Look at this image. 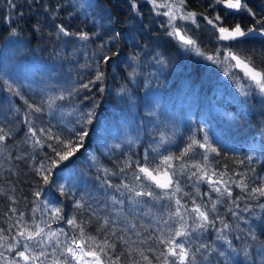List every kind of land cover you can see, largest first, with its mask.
<instances>
[{
    "label": "trees",
    "instance_id": "1",
    "mask_svg": "<svg viewBox=\"0 0 264 264\" xmlns=\"http://www.w3.org/2000/svg\"><path fill=\"white\" fill-rule=\"evenodd\" d=\"M13 2L15 7H11L8 0H0V127L11 129L10 136L0 144V228L8 230L11 224L9 236L16 233L20 212L25 214L29 228L32 227L34 217L45 228V232L64 228L69 237L78 236L65 221H53L50 211L43 212L45 201L52 206H63L66 217L76 212L78 220L91 218V212L87 210V205L90 204L100 219H94L86 226L88 233L96 235L97 226L107 217L109 230L115 227L118 234L124 235L129 242L134 241L133 248H155V240L146 244H141L140 241L149 235L159 234V229L164 227L161 221L167 215V210L161 207V203L168 202L155 203L143 197L136 198L141 203H134L128 199L126 190L121 189L124 192L121 196L115 188L109 189L103 184L105 177L101 169L107 168L117 173L107 177L112 185L122 182L131 184V172L135 165L126 174H120V168L128 157L132 161L139 160L143 163L147 153L150 160L155 157L154 163H159L162 156H177L190 143V137L203 141L205 133L199 132L200 128L205 129L209 143L218 153L210 156L208 175L213 171L224 172L225 165L228 169L224 179L228 176L239 179L233 175V170L247 172L249 168H254L256 174L264 175V143L258 149L251 148V144L256 143L261 135L260 131L264 132V104L261 106L262 102L252 93L235 101L232 97V85L220 78L221 68L204 57L182 50L156 21L150 23L147 9L142 5V17L131 19L128 0ZM247 2L255 12V17L244 13L243 19L237 17L233 21V17L229 16L224 20L226 26L239 22L246 30L253 26L255 20H264V0ZM208 5L209 0H187V9L198 14L204 13L210 17L218 13L223 15L222 5L215 10ZM198 19L201 26L199 29L191 27V34L207 55H214L218 46V33L202 17L198 16ZM57 25H63L71 32L83 30L90 34L98 33L100 38L93 37L83 42L82 47V42L75 37L58 34ZM13 29L16 30L15 35L12 34ZM116 31L123 32V37L115 47L109 45L98 52L103 41ZM233 50L239 51L243 56H251L258 65L264 66V40L259 37ZM112 51L120 52L119 63L113 58L111 63L103 64L99 57L111 55ZM94 53L97 54L96 57L93 56ZM157 54L166 61V65H154ZM133 55L139 60L130 67L129 58ZM86 64H90L91 68L83 67ZM97 64L106 72V90L100 93L99 85L92 86L90 91L81 89L80 85L87 83L95 75ZM133 67L137 72L135 82L128 77ZM5 81L8 83L5 84ZM9 84L21 95L10 92ZM122 87L126 91L121 92ZM153 94H156L154 100L158 107L154 109L150 106ZM60 95H64L65 99L56 100L49 108V99ZM26 100L42 108L40 113H32L31 116L36 129L51 126L54 132H63L66 137L69 135L67 128L79 127L77 121L81 112L86 113L93 104L96 105L93 122L87 125L91 134L85 141L86 147L59 168L53 169L54 175L49 185L43 184L35 168L44 159V153L50 150L46 147L34 148L30 143H25L28 130L25 123L28 112ZM203 103L214 105L213 112L208 116L202 113L205 108ZM165 108L167 111H164ZM120 121H123L124 130L128 131L130 143L117 148L109 144L108 150L101 151L97 137L101 134L100 129L107 136L112 131L116 133V123ZM113 122L115 126L112 131H107V125H113ZM119 130L122 131V128ZM162 137L164 142L158 144L159 141L156 140ZM202 153L203 149H194L185 158V162L189 166L193 163L203 165ZM248 156L252 157L251 164L245 160ZM240 160H245L243 167H237ZM174 163L179 164L180 161ZM192 171L195 169L189 167L188 173ZM218 178V175L214 176L213 180ZM195 181L196 178L193 177L188 182L185 175L182 180L184 191L190 193L197 203L203 202L210 208L209 198L218 199L217 193L210 192L206 182L196 185ZM60 184H64L69 190L68 195L59 194ZM197 187L201 194L209 192V196H197ZM37 191L41 193L40 199L34 195ZM232 192V199H241L235 200L233 204L229 202V198L224 197L217 204V211L211 213L213 217L222 218L229 228L223 229V223L218 219L215 228L222 229L221 232L209 228L193 234V249L200 243L209 246L208 250L196 253L195 264H264V198L244 199L245 193L234 186ZM114 197L123 203L113 204ZM184 198L182 202L188 201L187 205L191 207V199ZM76 200H81L85 209L74 210ZM36 205L40 206L41 211L32 213V208ZM13 208L17 210L16 213L11 211ZM245 208L248 210L245 211ZM233 212L236 213L235 216L232 215ZM113 221L115 225L112 224ZM121 229L124 231L121 232ZM251 233L255 234L254 240ZM218 236L226 239H218ZM99 238L102 239L103 235ZM58 239L64 241V234H59ZM54 244L55 241L44 248L48 253L47 257L41 258L44 264H52ZM120 250L123 251L124 246ZM0 251L4 249L0 248ZM59 251L57 249V255ZM220 252L224 256H220ZM145 254L153 259V264H157L151 252L145 251ZM133 256L139 259L135 253Z\"/></svg>",
    "mask_w": 264,
    "mask_h": 264
},
{
    "label": "snow or ice",
    "instance_id": "2",
    "mask_svg": "<svg viewBox=\"0 0 264 264\" xmlns=\"http://www.w3.org/2000/svg\"><path fill=\"white\" fill-rule=\"evenodd\" d=\"M8 3L11 7H15L13 0H8ZM143 3L151 5V12L158 18L157 22L161 28L165 29L167 36L175 40L185 51H193L197 56L204 57L212 64L224 67V75L232 80L237 92L247 97L255 91L264 97V66L258 65L251 56H243L239 51L233 50L255 41L257 37L264 40V20H255L253 26L247 27L246 30L245 26L239 22H234L229 26L224 23V20L229 16L233 17V21L237 17L243 19L244 13L254 18L256 14L249 7L247 0H209L208 7L213 10L217 6H223V15L218 13L214 17L204 13L198 14L193 11H187V0H143ZM128 4L130 5L129 18L142 17L140 0H128ZM162 9L163 11H161ZM198 16L202 17L203 21H206L216 33H219L216 36L218 46L214 55H207L195 36L191 34L193 29L188 26L189 24L195 26L196 29L201 26ZM160 17L164 19H159ZM108 19L111 20V17ZM56 27L58 34L64 37H75L82 42V47L84 46L83 42H87L93 37L100 38L98 33L90 34L83 30L71 32L63 25H57ZM12 34H16L15 29L12 30ZM122 37L123 32L121 31L110 34L97 51H103L109 45L115 47V44ZM96 55V53L93 54L94 57ZM119 56V51H112L111 55L105 54L100 56L99 59L103 64L107 65L111 63L113 58H116L119 63ZM138 60L139 58L133 55L129 58V66L132 67V64L138 63ZM155 60L157 65H166V61L161 58L160 54H157ZM83 67L90 69L91 65L86 64ZM136 75V68L133 67L128 77L135 82ZM105 80L106 72L101 70L100 64H97L93 78L87 83L81 84L80 88L90 91L92 86L99 85L98 91L103 93L106 90ZM7 83L5 81V84ZM8 90L14 95H21L10 84L8 85ZM73 91H77V89H73ZM120 91L124 92L126 89L122 87ZM64 99V95L50 98L48 107L51 108L56 100ZM25 104L28 109L25 116V123L28 125L25 143H30L34 148L40 147L43 149L46 147L50 150L44 153V159L35 168V172L41 177L43 184L49 185L52 183L53 169L59 168L65 161H69L76 153L86 147L85 141L91 134L87 125L93 122L96 105L93 104L92 108L86 113L81 112L77 121L79 127L67 128L66 131L69 135L66 137L63 132H54L51 126L36 129L32 123L31 116L32 113H40L42 108L39 105L29 103L27 100ZM198 131L205 133L203 141L190 137V143L186 145L179 155L162 156L159 163H154L155 157L150 160L147 153L143 163L139 160L132 161L131 157H128L123 162V167L120 168V174H126L135 165L131 172V184L122 182L119 185H112L107 177L117 173H113L107 168L101 169L105 177L103 184L109 189L115 188L116 191L120 192L121 196L124 195L121 189L126 190L129 194L128 199L134 203H141L136 198L143 197H147L155 203L168 202L161 203V207L167 210V218L161 221L164 227L159 229V234L156 236L149 235L146 239L140 241L141 244H146L148 241L155 240V248L148 247L146 250L133 248L132 244L135 243L134 241L129 242L124 235L118 234L115 227L109 230L107 217H104L103 223L97 226L96 235L88 233L86 226L92 223L94 219H100L90 204L87 205V210L91 212V218L89 220H78L76 212L72 216L66 217L63 206H52L50 202L45 201L43 212L48 213L50 211L53 221H65L74 232L78 233V236L69 237L65 233L64 228L45 232V228L41 227L34 217L32 227L29 228L25 221V214L20 212L15 235L9 236L8 234L12 228L11 224L8 230L0 228V248L4 249V251H0V264H37V262L44 264V260L41 258L48 255L44 248L51 245L53 241H55V244L52 247L54 257L52 264H153V259L146 255L145 251L152 253L157 264H195L196 253L208 250L209 246L200 243L198 247L193 249L191 246L192 236L197 231H207L209 228H214L217 232H221L222 229L215 228L218 219L223 223V229L229 228V225L224 223L222 218L213 217L211 213L217 211V204L221 203L224 197L229 198V202L233 204L235 200L241 199V197L232 199L233 186L245 193L244 199L264 198V175L256 174L254 168H249L247 172H236L233 170V175L238 176L239 179H233L232 176L224 179L227 176V165H225L224 172L217 173L213 171L211 175H208L210 156L213 153H218L217 149L209 143V137L205 129L200 128ZM10 133L11 129L6 130L4 127H0V144L6 141ZM161 142H164L163 137ZM197 148L203 149L204 163L203 165L193 163L189 166L185 162V158ZM245 160L248 164L253 162L251 156L246 157ZM245 160H240L237 167H243ZM174 161H180V163L176 164ZM189 167L194 168L195 171L189 174ZM185 175H187L188 182H191L192 178L195 177L196 185L206 182L210 192L217 193L218 199L211 200L209 198L210 208L206 207L203 202L197 203L190 193L184 191L182 180ZM217 175L219 178L213 180V177ZM97 179H100V177H97ZM58 191L61 196H65L68 195L69 190L66 189L64 184H60L58 185ZM178 193L180 194L179 197L177 196ZM34 195L37 199H40L41 193L37 191ZM196 195L209 196V192L201 194L197 187ZM184 197L191 199V208L188 207L187 202H182ZM112 203H123V201L114 197ZM73 208L74 210H83L85 209V204L81 200H76ZM247 210L245 208V211ZM11 211L16 213L17 210L13 208ZM38 211H41L39 205L32 208V213ZM232 215L235 216L236 213L233 212ZM112 224L115 225V221ZM45 226L50 228L48 224ZM120 231L124 230L121 229ZM59 234H64V241L58 239ZM101 235H103L102 239L99 238ZM136 235H139V233H136ZM251 238L253 240L256 238L254 233H251ZM218 239H226V237L218 236ZM121 246H124L123 251L120 250ZM57 249H60L58 255L56 254ZM5 253H11L12 255L6 256ZM133 253L139 259L135 258ZM219 255L224 256V253L220 252Z\"/></svg>",
    "mask_w": 264,
    "mask_h": 264
},
{
    "label": "rangeland",
    "instance_id": "3",
    "mask_svg": "<svg viewBox=\"0 0 264 264\" xmlns=\"http://www.w3.org/2000/svg\"><path fill=\"white\" fill-rule=\"evenodd\" d=\"M140 5H142L143 6V8H145V9H147L146 10V12H147V14H149V19H150V23L152 22H154V21H156L157 22V20H158V18L155 16V14L154 13H152L151 12V5H147V4H144L143 3V0H140ZM149 9V10H148ZM187 11H191V10H189V9H186ZM161 11H163V9L161 10ZM194 12V11H193ZM159 19H164L163 17H160ZM157 24L160 26V24L157 22ZM189 27H192L193 28V25H188ZM161 27V26H160ZM164 30V33L167 35V33H166V30L165 29H163ZM218 35H219V33H218ZM182 48V47H181ZM182 50H183V48H182ZM186 52H192V53H194V54H196L195 52H193V51H186ZM153 62H154V60H153ZM154 65H156V67H157V63L156 62H154ZM160 66H162V65H160ZM159 66V67H160ZM215 66H217L216 64H215ZM221 68V70H222V74H221V76H220V78H222V81L223 82H227V84H230V85H232V91H233V94H232V97L235 99V101H237V99H240V98H243V97H245V96H243V95H241L239 92H237L236 91V87H235V85L233 84V82H232V80L231 79H229L228 77H226L225 75H224V71H225V68L224 67H220ZM158 73V72H157ZM139 74V73H138ZM140 75V74H139ZM241 75H242V73H241ZM228 81L230 82V83H228ZM154 88V87H153ZM219 88L220 89H223V87L222 86H219ZM252 94H254L258 99V101H260V102H262V104H261V106L264 104V97H262L261 95H259L257 92H255V91H253L252 92ZM154 95V94H153ZM250 95V94H249ZM155 96H156V94L152 97V101H150V106H151V108L153 107V109L154 108H158V107H156L155 105H157V102H155ZM154 100V101H153ZM205 108L204 109H202V113H203V115H205V116H208V115H210L209 113H211V112H213L212 111V109H214V105L213 104H202ZM167 111V108H165L164 109V111ZM117 124V126H116V128L115 129H117L116 130V133H114V131H112V127L113 126H115V123L113 122V125H111V124H109V125H107V127H106V129H107V131H112L111 133H108V136H107V133H105V131H103V129H100V128H102V127H99V129H100V131H101V134H99V135H97V137H98V140H99V142H100V150L101 151H106V150H108L107 148V146L110 144V146L111 147H113V146H116V148H117V145H119V147H121L124 143H130V139L128 138V131L127 130H124V124H123V121H120V122H117L116 123ZM120 128H122V131H120L119 129ZM260 133H261V135L258 137V139L256 140V143H252L251 144V148H252V150H255V149H258L259 148V146H261V145H263V143H264V132H263V130H261L260 131ZM116 137H115V136ZM105 136H107V138L106 139H104V137ZM114 137V138H113ZM113 138V139H112ZM156 139H157V137H156ZM136 140H139V139H136ZM156 141H159V143L158 144H161V139H159V140H156ZM156 141H155V145H156ZM154 148H156V146H153ZM183 200H185V198H183ZM185 202H188V201H185ZM191 207H192V205H191ZM191 207H189V208H191ZM165 218H167V215H166V217Z\"/></svg>",
    "mask_w": 264,
    "mask_h": 264
}]
</instances>
